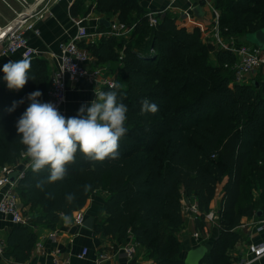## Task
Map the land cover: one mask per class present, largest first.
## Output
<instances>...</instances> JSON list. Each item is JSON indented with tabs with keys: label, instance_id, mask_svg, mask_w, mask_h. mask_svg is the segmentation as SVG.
<instances>
[{
	"label": "trees",
	"instance_id": "trees-1",
	"mask_svg": "<svg viewBox=\"0 0 264 264\" xmlns=\"http://www.w3.org/2000/svg\"><path fill=\"white\" fill-rule=\"evenodd\" d=\"M78 5L79 0L72 4L75 14ZM216 7L225 38L244 42L242 35L264 26V0H216ZM89 9L117 13L132 27L131 36L149 37L146 47H135L131 38L107 33L109 27L100 22L97 29L106 34L81 42L98 64L118 61V89L106 85L102 91H117L118 102L128 109L119 157L91 162L78 152L65 179L43 190L36 184L48 170L34 173L30 166L16 187L33 226L13 225L3 257L25 262L39 239L36 226L54 229L62 214L74 213L92 195L106 191L95 234L119 240L132 235L156 264H185L186 245L178 236L185 222L182 200L197 203V226L202 228L223 183L218 234L200 264H232L230 249L242 236V217L264 211V82H232L235 53L204 40L198 27L178 25L170 13L159 15L151 26L148 11L137 0H93ZM29 60L23 89L0 86V167L16 163L26 151L16 123L30 103L28 95L41 91V101L48 98V60ZM145 98L158 106L157 112H141ZM68 194H75L71 203Z\"/></svg>",
	"mask_w": 264,
	"mask_h": 264
},
{
	"label": "crops",
	"instance_id": "crops-1",
	"mask_svg": "<svg viewBox=\"0 0 264 264\" xmlns=\"http://www.w3.org/2000/svg\"><path fill=\"white\" fill-rule=\"evenodd\" d=\"M74 1H52L50 3V11L44 18L38 19L35 23V28L39 30V33H36L34 29L26 30V35L29 37L31 45L38 51L36 57H44L48 60L49 78L58 63L55 55L58 53L59 43L70 39L77 31L74 19H80L82 23L88 26L91 32L98 31L97 27L101 17L106 18L111 24L115 20H119L117 13L106 14L90 10L89 6L93 3V0H79L77 13L75 14L72 11ZM137 2L140 7L147 11H159V15L164 13L174 15L177 24L180 26H185L188 29L198 27L204 40L211 42L213 27L217 17L216 13L220 15V9L216 7V0H137ZM12 7L17 10L23 8L19 0H0V24L5 23L14 16L15 12ZM196 7H198L197 12L194 11ZM200 24H202L203 28ZM106 26L111 29V25L108 26L106 24ZM132 31L133 29H130L123 35L131 38L135 47H146L143 44L145 40L141 42L140 38L137 39L138 34L135 37L131 36ZM99 38L98 36H92L85 41L94 42ZM136 39L137 41H135ZM144 39H148L147 42L149 41V37L147 36H144ZM20 59H24L20 52L12 55H0V86H7L3 80V65L11 60L16 61ZM90 64L91 66L100 65L104 67L106 73L110 75H118V61L98 64L96 58L93 56ZM67 87V100L61 111V114L65 117L76 116L82 105L90 104L95 99L94 89L96 85L84 78L78 80L67 79ZM18 165L20 166V164ZM222 184L219 185L218 193L211 203L210 210L217 213L221 206ZM255 194L258 196V190L255 191ZM106 195V191L92 195L83 207L86 218L90 216L94 217V226L103 215L102 208ZM1 196L2 194H0V199ZM182 204L185 222L178 231V236L186 245L182 253L185 257L189 248L195 247L203 241L200 240V243L194 236L195 231L204 233V228L206 227L209 231V236L206 238L207 245H209L218 234L219 228L217 220H206L202 228L197 226L196 215L188 211L184 203ZM262 215H244L242 217L238 225L242 236L230 249L233 259L232 264H239L251 257L250 245L264 241V229L257 230L253 223L257 217H261ZM65 216L69 217L68 221H65ZM13 225L14 223L11 221L10 216L4 212H0V239H4L5 241ZM30 225L33 226L32 222ZM36 228L39 232V239L32 249L31 257L25 262H16L12 259H6L0 254V264H96L98 254L102 250H109L112 255L101 264H156L155 257L150 254V251L144 245L136 242L132 235L126 240H119L102 234H95L94 228L90 229L84 224L75 223L74 213L70 215L62 214L59 224L54 229L48 228L45 225H38ZM54 231L56 232L55 235L51 236L50 233ZM128 244H134L136 247L133 258H129L125 251L121 249V247ZM118 247H120V250H117ZM84 248H87L88 252L83 256H79ZM251 264H264V255L254 260Z\"/></svg>",
	"mask_w": 264,
	"mask_h": 264
},
{
	"label": "built area",
	"instance_id": "built-area-1",
	"mask_svg": "<svg viewBox=\"0 0 264 264\" xmlns=\"http://www.w3.org/2000/svg\"><path fill=\"white\" fill-rule=\"evenodd\" d=\"M58 0H19L23 8L17 10L12 7L15 15L3 24H0V55H12L20 52L25 59L34 58L38 51L30 43L29 37L26 35L27 29H34L36 33L39 30L35 28V23L38 19H42L50 11V3ZM188 14V12H187ZM148 21L151 26L158 23L159 11H148ZM215 25L213 27V37L211 42L217 47L225 50H230L235 53L236 61L233 65L235 70V77L232 82H249L254 79V76L259 74L264 68V49L257 44H249L240 42L237 36L225 38L220 29L219 14L216 13ZM77 31L73 37L68 40L61 41L58 47L57 66L53 69L50 75V83L47 90L48 98L45 102L54 103L59 111L63 109V105L67 100V79L78 80L84 78L96 85L97 91H102L106 85L113 86L116 83L115 75L106 73L104 67L100 65L90 64L93 55L92 52L81 42L90 37H101L106 34L103 31L91 32L88 26L81 22L80 19H74ZM202 27V24H200ZM203 28V27H202ZM132 29L125 22L115 20L111 24V29L107 31L109 34L123 35ZM21 153L19 160L16 163L5 164L0 170V212H4L10 216L14 224L30 225L32 214L24 212L21 197L17 190V182L25 171L30 167V160ZM20 164V166L18 165ZM18 167V168H17ZM14 170H19V175L15 181L10 180V173ZM188 202V204H186ZM186 201L184 203L188 211L194 213L197 217L200 214L199 207L196 202ZM218 213L210 210L205 214V219L208 221H216ZM86 220V213L84 208H80L74 212V222L83 225ZM257 230L264 229V214L257 217L253 221ZM55 231L50 233L55 235ZM194 236L199 240H204L209 236V231L205 227L204 233L199 231L194 232ZM40 244V242H39ZM5 248L4 239H0V254L3 255ZM128 255L133 258L136 247L134 244H128L121 247ZM120 250V247L117 248ZM88 252L84 248L79 256H83ZM250 252L252 256L243 260L239 264H251L254 260L264 255V241L252 243L250 245ZM112 253L109 250L100 251L96 264H101L104 260L111 257Z\"/></svg>",
	"mask_w": 264,
	"mask_h": 264
},
{
	"label": "clouds",
	"instance_id": "clouds-1",
	"mask_svg": "<svg viewBox=\"0 0 264 264\" xmlns=\"http://www.w3.org/2000/svg\"><path fill=\"white\" fill-rule=\"evenodd\" d=\"M31 68L29 59L9 61L3 65V80L9 90L24 88ZM119 85H113L118 89ZM90 104L82 105L76 116L65 117L52 102H42L41 91L30 93L28 107L16 123L20 142L25 146L24 155L29 158L34 173L45 169L49 175L37 181L43 190L46 184L65 179L67 166L74 164L79 152L91 162H103L106 158L119 157V141L126 135L127 106L118 102L117 91H97ZM14 102L12 111L17 106ZM142 113H155L158 106L147 98L141 101ZM90 186H85L87 189ZM71 203L75 194L66 195ZM68 221L69 217H64Z\"/></svg>",
	"mask_w": 264,
	"mask_h": 264
},
{
	"label": "water",
	"instance_id": "water-1",
	"mask_svg": "<svg viewBox=\"0 0 264 264\" xmlns=\"http://www.w3.org/2000/svg\"><path fill=\"white\" fill-rule=\"evenodd\" d=\"M196 7L194 11L197 12ZM100 22L107 24L108 26L111 25L110 21H108L106 18L101 17ZM247 39L253 40L256 42L257 45H259L261 48L264 49V26L249 32L246 34ZM19 175V170H14L13 172L10 173L9 177L11 181H15L17 176ZM186 201H189V199H186ZM263 211H259L257 215H262ZM84 225L90 229L94 228V217L90 216L87 217ZM209 250V246L205 243H201L195 247H191L187 250L186 255L184 257L185 264H200L205 255L207 254Z\"/></svg>",
	"mask_w": 264,
	"mask_h": 264
},
{
	"label": "rangeland",
	"instance_id": "rangeland-1",
	"mask_svg": "<svg viewBox=\"0 0 264 264\" xmlns=\"http://www.w3.org/2000/svg\"><path fill=\"white\" fill-rule=\"evenodd\" d=\"M11 13H13V12L11 11ZM137 36H138L137 39L140 38L141 42L143 40H145V41H143V44L146 46L148 43L147 42L148 39H144V35H142V34H138ZM137 39L135 41H137ZM241 40L246 42V43H249V44H256V42H254L253 40L247 39L246 34L241 36ZM212 55H214V53ZM117 76L118 75H116L115 80H117ZM254 79L264 82V68L261 70V72L259 74L254 76Z\"/></svg>",
	"mask_w": 264,
	"mask_h": 264
}]
</instances>
